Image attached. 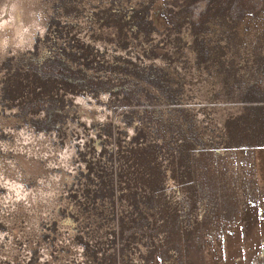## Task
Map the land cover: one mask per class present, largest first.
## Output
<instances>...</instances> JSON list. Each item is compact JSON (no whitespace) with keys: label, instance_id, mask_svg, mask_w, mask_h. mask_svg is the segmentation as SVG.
I'll list each match as a JSON object with an SVG mask.
<instances>
[{"label":"rangeland","instance_id":"obj_1","mask_svg":"<svg viewBox=\"0 0 264 264\" xmlns=\"http://www.w3.org/2000/svg\"><path fill=\"white\" fill-rule=\"evenodd\" d=\"M33 2L25 40L0 26V264H264V0ZM34 130L91 178L72 234L26 261L2 193Z\"/></svg>","mask_w":264,"mask_h":264},{"label":"built area","instance_id":"obj_2","mask_svg":"<svg viewBox=\"0 0 264 264\" xmlns=\"http://www.w3.org/2000/svg\"><path fill=\"white\" fill-rule=\"evenodd\" d=\"M22 141H7L12 154L6 159L12 161L5 165L2 198L4 227L13 237L22 235L24 247L17 254L30 261L44 259L61 236L77 227L83 215L78 219L75 214L85 205L91 178L90 158L75 140L60 138L56 131L34 130ZM8 182L23 189L18 201L12 198Z\"/></svg>","mask_w":264,"mask_h":264},{"label":"bare ground","instance_id":"obj_3","mask_svg":"<svg viewBox=\"0 0 264 264\" xmlns=\"http://www.w3.org/2000/svg\"><path fill=\"white\" fill-rule=\"evenodd\" d=\"M39 20V9L33 0H7V4L0 10L1 28H8L12 33H15L19 28L25 27V34L17 36L23 40L26 39V35L30 34L33 27L38 24ZM15 190L18 193L22 191L19 185Z\"/></svg>","mask_w":264,"mask_h":264}]
</instances>
